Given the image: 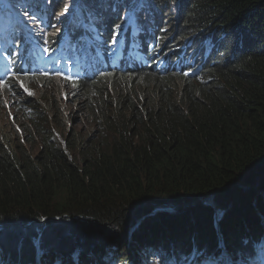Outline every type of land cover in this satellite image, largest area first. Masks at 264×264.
<instances>
[{
  "label": "trees",
  "instance_id": "obj_1",
  "mask_svg": "<svg viewBox=\"0 0 264 264\" xmlns=\"http://www.w3.org/2000/svg\"><path fill=\"white\" fill-rule=\"evenodd\" d=\"M77 1L82 21L43 28L64 44L81 31L101 69L66 55L42 68L6 63L0 82L59 69L101 130L87 140L70 130L63 148L39 130L33 158L0 133V264H264V0H99L177 8L146 31L144 60L122 66L99 44L115 39L103 25L117 19L96 27L91 0ZM170 60L182 68L164 69ZM44 105L25 97L18 108L45 120Z\"/></svg>",
  "mask_w": 264,
  "mask_h": 264
},
{
  "label": "rangeland",
  "instance_id": "obj_2",
  "mask_svg": "<svg viewBox=\"0 0 264 264\" xmlns=\"http://www.w3.org/2000/svg\"><path fill=\"white\" fill-rule=\"evenodd\" d=\"M13 1L15 0H0L1 3L7 5L10 8H12L11 5ZM92 1L93 0L90 1V4ZM98 1L99 0H94L93 2L94 4H97L96 6H93L92 4L89 5L93 9V11L91 12V17L93 19L96 18V21H94L93 23L97 22V20L100 17V14L97 13V11L100 12V10L102 9L101 7H99L98 4L100 3V1L99 2ZM55 2L57 3L59 7L58 9L55 8V5H54ZM77 2H78L77 0H55L53 1L51 5H52V9L54 10V15L56 14V16L55 18H52V16H50V19L47 21L48 26H50L51 23L57 21L54 24L58 25V27L61 29L64 27L65 24L67 23L69 24L75 21L73 16L76 13L74 12L75 8L78 7ZM157 5L159 8L158 18H162L163 16H166L167 14H170L172 16L177 12L176 6H174L173 11H171L169 6H164L163 3H159ZM142 6L149 7L150 3L149 2L144 3L142 4ZM127 8L130 9L129 7ZM154 11H155L154 9L153 11L151 9V12H154ZM14 15L20 18V20L24 23L25 26L31 25L32 21L27 22V20H23L24 17L28 15V13L23 11L19 13H14ZM104 15H106V18H107V13H104ZM110 15L113 16L112 19L118 20V21L116 20L117 25L112 26V25H107L109 23H104L103 28L106 30L109 28L113 29V27L118 28L117 26H119V24L121 23V28H122L121 31H123L126 28V26L129 25L130 33H131L130 35L133 37L132 40H130L132 42L130 44L132 46L133 51L135 50V47L139 48L141 46V40H140V35H139L140 32L147 29L149 26H151L153 24V21L155 24L156 21L158 20L159 26L161 28H164L165 26V23H163V21L160 19H155V20H151L148 22H146V19H144L143 20L144 24H143V22H141L137 17L127 19L122 16V19H120V17L114 18V16L116 15L115 13H110ZM78 18H80L79 14H78ZM103 18L104 17H101V19ZM172 18L175 19V16H172ZM172 18L169 17V21L172 20ZM30 20H33V18ZM103 21L104 20L99 22L97 26H99V24L102 23ZM162 23H163V27H162ZM37 27L44 29L42 24ZM121 31L119 32V34L121 33ZM158 32L160 33L159 30ZM165 35L166 33L163 36ZM143 36L147 37V35H143ZM183 38L187 39L190 37H174L172 38V43L175 40H177L178 42L179 40ZM167 40H170V38H168ZM119 41L121 42L120 35H119ZM137 41H140V46L139 44L136 45ZM188 41L189 40H187V42ZM121 50L125 51L124 48H122ZM158 50H161V48H157V51ZM172 50H173L172 52H174V48ZM135 54L139 55V58H140L139 51L136 53L134 51L133 57L135 56ZM166 56L168 58V54H166ZM113 59H117V57L114 56ZM157 63L159 64V66L162 65V57H161V60H159ZM1 65H2V62H0V66ZM157 69L158 68L154 70H157ZM46 73H49V72H46ZM49 74L51 75V77H54L53 79L54 82L59 83L60 85H55L54 87L44 86L43 83L39 81V79L41 77L42 78H47V77H43L39 75L34 76V77H29V75L27 76L19 75L21 77H15L13 75L11 79L9 80L10 82L8 81L3 84L0 83V93H4L9 90H16L19 92H23V95L26 98L35 100L37 102H40L41 104H45L42 107V109H46V112L44 113L45 120H42V119L33 120L31 118L25 117L21 113L22 110L20 108L14 107L15 103H13V99H11L10 101L8 99H3L0 105V106L7 108V110H3L0 112V133L1 135L9 137L11 141H14L19 146L26 147V150L28 151V155L32 158L37 154L39 148L43 144L42 136L38 134L39 130H42V129L48 130L50 138L54 142H57V144L60 145L61 147L66 145L67 142L69 141L70 130L81 132L86 137V140L87 138L89 139L97 138L101 130V127L99 126L93 127V125L89 123L91 116L88 113L89 109H86L85 107L87 105L86 100L84 99L83 94L81 95L77 92H74L73 83L67 82L66 80L61 79L58 76L53 75L51 73ZM11 84H13V86H10ZM65 90L69 91L72 95H70V93L66 92ZM13 95L15 96L16 93L14 92ZM49 95H51L53 100L50 101L48 99ZM114 96H119V95H116L115 93L111 92L105 98H108L109 100H111L113 99ZM49 108H51L50 111H49ZM71 150L72 149L70 150L66 149L68 153L71 152ZM69 154L71 155V157H74L75 155L74 152H71ZM150 258L151 256H148L147 260L150 261ZM110 264H115V262H111ZM141 264H143V260H141ZM154 264H157V263L155 262Z\"/></svg>",
  "mask_w": 264,
  "mask_h": 264
},
{
  "label": "clouds",
  "instance_id": "obj_3",
  "mask_svg": "<svg viewBox=\"0 0 264 264\" xmlns=\"http://www.w3.org/2000/svg\"><path fill=\"white\" fill-rule=\"evenodd\" d=\"M28 1H30V3L27 4V5H22L21 10L29 11L32 14V16L40 17V18H43L42 20H44L45 16H55L56 15V14L54 15V10L52 8H49L51 3H53V0H28ZM0 9H2V10H0V16L2 17V19L3 18L6 19L4 24L6 25V27L8 29H11L12 26H13V22L11 20V12L9 10L5 9V8H0ZM151 9H154L155 11L151 12ZM97 13H99L102 17H104L103 13H101L99 11H97ZM104 13H107V15H110V13H118V15L114 16V18H119L120 16H123L124 18H127V19L128 18L137 17L141 22H143L144 19H146V22L151 21V20H155V19H160V18H158V14H159L158 5H155V4H150L149 7H146L143 10L140 9L136 13H134L131 9H128L127 7H125V9H122V8L114 9L112 7H109L108 10L105 11ZM17 24L19 25L20 29H23L26 32L30 31V30H28V28L24 25V23L22 21H18ZM0 25H2L1 21H0ZM40 25H41V23L32 21L31 25H30V26L33 27L32 28V32H34L35 34H40L42 38H46L47 36L50 35V37H52L57 42L58 46H59V44H64V42H61V39H63V38L58 37L56 31L50 32L48 29H41L40 27H37V26H40ZM6 35L7 34L3 35L2 38L6 39L5 38ZM146 35L149 37L148 34H146ZM42 38L37 39V41H38L37 44L39 43V41H41L39 43V47L40 46L41 47L44 46L42 41H44L45 39H42ZM72 40H73V37H72ZM110 40H111V38H103V43L105 44L104 47L107 48V51L105 52V55H106L107 59L109 60L110 65L118 64V66H122L121 62L112 60V56L120 57L123 54H125V52L123 50L119 49L116 46L110 45ZM19 44H21V41L19 42ZM4 47L5 48H7V47L11 48V42L10 41L6 42ZM0 50H2V49L0 48ZM76 53H78V50H76ZM169 56H170V54H169ZM41 59L44 60V58H42V56H41ZM173 63L174 62H172L171 60H170L169 63L167 62V65L165 66L164 69H167V68H170V67H175V66L179 70L182 68V66H181L182 63H174V64ZM51 64H53L52 61H50L49 66ZM170 64H172V65H170ZM40 67H45V65L44 64L40 65ZM153 71H159V69H157V70L153 69ZM124 72H133V71L124 70L123 73ZM47 79L53 80L54 77H47ZM65 91L69 92L67 90H65ZM14 92L16 93L15 96L13 95ZM70 95H72V94L70 93ZM13 97L16 98V100L13 101V103H15L14 107H16V108L19 107L22 99L25 98V96L23 95V92H19V91H15V90H9V91H6L4 93H0V105H1V103L3 101V99H9V98H13ZM50 98H51V95H49L48 99L50 100ZM1 108L2 109H0V112L3 111V110H7V108H5L3 106H1Z\"/></svg>",
  "mask_w": 264,
  "mask_h": 264
},
{
  "label": "bare ground",
  "instance_id": "obj_4",
  "mask_svg": "<svg viewBox=\"0 0 264 264\" xmlns=\"http://www.w3.org/2000/svg\"><path fill=\"white\" fill-rule=\"evenodd\" d=\"M21 1H25V0H15L13 3H12V9H14L15 10V13H19L20 11H23V10H21ZM53 1H55V0H53ZM18 2V3H17ZM94 2V0L91 2V4H94L93 3ZM16 3V4H15ZM111 3V2H110ZM54 5H55V8H59L58 7V5H57V3L55 2L54 3ZM97 5V4H96ZM49 8H52V5H50L49 6ZM78 7H76L75 8V11L74 12H76L75 14H74V19H75V21H73V22H71V23H67V24H65L64 25V27L63 28H61V29H63V31H66V27H73V25L75 24V23H77V16H78V14H79V16H80V21H82V16H81V13H79V9H77ZM89 8H90V10L92 9L91 8V6H89ZM104 11L105 10H100V12L101 13H103L104 14ZM152 11H153V9H152ZM26 12H29V11H26ZM77 12H78V14H77ZM92 12V11H91ZM91 12H90V17H91ZM115 14H117V13H115ZM109 16H112V15H107V17H109ZM26 17V16H25ZM101 15H100V17H99V19L97 20V22H95V23H93V24H98L99 22H101L102 20H104L105 18H106V15H104V18L103 19H101ZM50 19V16H45L44 17V20H46V21H48ZM66 19V18H65ZM91 19L93 20V18L91 17ZM122 19V18H121ZM68 21V20H67ZM66 21V22H67ZM86 21V20H85ZM127 23V22H126ZM134 23V22H133ZM144 24V23H143ZM84 25V24H83ZM115 25V24H114ZM154 25V21H153V24L151 25V26H149L147 29H145V30H143V31H141L140 32V40H141V46H140V41H137L136 42V45H138L139 44V48L138 47H135V53L136 52H138L139 51V53H140V58H139V55H136L135 54V56L133 57V53H134V51L132 50V46H131V44L130 43H132L130 40H132V36L130 35L131 33H130V28H129V25H127L126 26V28L123 30V31H121V23L119 24V26H117L118 28H117V30H116V34H115V39H114V41L115 42H117V44H118V48L119 49H122V48H124L125 49V54H123L122 56H125V59H126V61L127 62H130V61H143L144 60V57H143V54H144V51H143V45H144V43L146 42V39H145V36H143V35H145V33H146V31L148 30V32H150L151 31V29H152V26ZM78 27V26H77ZM80 27V26H79ZM96 27H98L97 25H96ZM83 30V29H82ZM127 30V31H126ZM121 31V33L119 34V32ZM78 32V31H77ZM91 33V32H90ZM85 34V33H84ZM88 35V34H87ZM119 35H120V37H121V42L119 41ZM112 36V35H111ZM69 36H68V34H67V36L65 37V39H67ZM163 37V36H162ZM161 37V38H162ZM136 39V38H135ZM87 40V39H86ZM63 41V40H62ZM67 42H69V41H67ZM189 42V41H188ZM188 42H186V44H188ZM92 43V42H91ZM121 43V44H120ZM120 44V45H119ZM148 46H149V48L150 49H152V47H151V43H148ZM162 50V54H168V52L169 51H167V50H164V49H161ZM122 56H120V57H117V59H113V57L114 56H112V60H114V61H119L120 60V58L122 57ZM170 56H171V53H170ZM1 62V61H0ZM154 62V61H153ZM143 64V63H142ZM6 67V63L5 62H2V65L0 66V68H5ZM137 67V66H136ZM117 68H118V66H117ZM23 69H27V68H23ZM116 69V68H115ZM31 71L29 72V75H31V74H33V75H39V76H46V77H51V75L49 74V73H51V72H49V71H34V70H32V69H30ZM122 70V69H121ZM46 72H49V73H46ZM12 74V73H11ZM14 74V73H13ZM51 74H53V75H56V76H58L59 78H61V79H64V80H66V78L63 76V74L62 73H51ZM32 76V75H31ZM67 78H69V76L67 77ZM71 78V77H70ZM8 79V78H7ZM6 79V80H7ZM74 79V78H73ZM5 80V81H6ZM9 80V79H8ZM10 82V81H9ZM72 82V81H71ZM75 82V81H74ZM78 82V81H77ZM1 83V82H0ZM8 84V83H7ZM9 85V84H8ZM9 87V86H8ZM72 89V88H71ZM75 90V89H74ZM75 92V91H74Z\"/></svg>",
  "mask_w": 264,
  "mask_h": 264
}]
</instances>
